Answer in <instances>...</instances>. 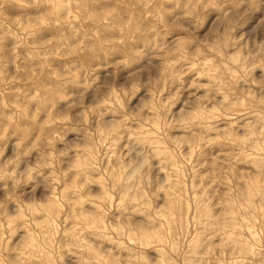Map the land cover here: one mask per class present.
Segmentation results:
<instances>
[{
    "label": "clouds",
    "instance_id": "9594fccd",
    "mask_svg": "<svg viewBox=\"0 0 264 264\" xmlns=\"http://www.w3.org/2000/svg\"><path fill=\"white\" fill-rule=\"evenodd\" d=\"M64 250L264 264V0H0V264Z\"/></svg>",
    "mask_w": 264,
    "mask_h": 264
},
{
    "label": "rangeland",
    "instance_id": "374dc122",
    "mask_svg": "<svg viewBox=\"0 0 264 264\" xmlns=\"http://www.w3.org/2000/svg\"><path fill=\"white\" fill-rule=\"evenodd\" d=\"M223 126V125H221ZM175 132H170L169 135H175ZM122 146V145H121ZM219 151V150H217ZM203 163V161H201ZM154 164H158L159 161H153ZM210 163V161H209ZM241 170L245 168L244 165L239 166ZM205 169H201V174H203ZM161 176L163 174L161 173ZM188 184L190 187L186 191V195L189 198V202L191 201V198L196 195L197 193H194L192 189L198 184V181L189 180ZM97 189L94 187L93 191H96ZM166 200L165 194H160V199L156 201V206H162L164 205ZM40 203H44V201H40ZM85 209H88L90 205L85 204ZM69 212V208L65 205L61 204L59 207H51L47 211H41L40 209H37L36 212L33 214L35 219V224L33 225V228L37 234H43L45 237H47V234L50 231H58L61 234L67 229L72 227L73 221L67 220V213ZM194 214V210L192 212H189L187 214L189 222L191 221V216ZM53 221L55 222V225L53 226ZM37 225H41L42 227H37ZM24 233H18L17 237L13 240V243L16 242L20 238L21 235ZM55 240L57 242H60L61 235H57L55 237ZM73 252H69L67 250L60 252L61 259L56 260V264H79V257L78 255L74 254ZM55 259V257H54ZM31 264H44L41 260H33L31 261Z\"/></svg>",
    "mask_w": 264,
    "mask_h": 264
}]
</instances>
